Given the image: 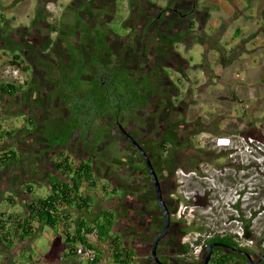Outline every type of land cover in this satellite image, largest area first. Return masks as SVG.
<instances>
[{
	"label": "rangeland",
	"instance_id": "rangeland-1",
	"mask_svg": "<svg viewBox=\"0 0 264 264\" xmlns=\"http://www.w3.org/2000/svg\"><path fill=\"white\" fill-rule=\"evenodd\" d=\"M48 2L66 4L68 7L63 10L64 12H59L52 3L47 21L44 23H42L44 19L40 17L43 15L42 12L38 11L35 14L39 16L38 18L33 16L30 19L23 14L25 11L23 5H18L11 12L0 8V39L1 43L6 44L5 48H0V79H3L2 70L11 57L10 50L6 48L17 44L25 46L22 57L29 67L28 76H30V83L23 92L14 97L0 96V117L13 118L6 123L14 125V121L17 127H21L16 134L14 144L21 151L20 163L25 169L29 163H36L37 168L34 169L32 179L37 183L46 184L45 176L53 171L54 161L60 158L61 152L70 155L75 161L92 156L101 182L117 189L122 185L121 182H127L130 199L121 200L115 196L112 198V204L117 208L120 203L119 205L123 207L126 205L127 208L137 212L142 208L144 219L139 225L137 224V229L140 230L143 242L147 240L146 243L149 245L150 234L152 235L153 230L162 223L152 181L148 174L139 170L144 166L143 160L137 151L127 145L117 127L111 126L113 120L110 116L96 118L87 134L81 135L79 132L72 134L70 141L63 147L49 149L46 142L48 126L58 117L69 114L68 109L62 106L57 98L60 91L58 82L60 69L78 73L81 88L86 89L96 69V66L91 65L95 53L93 33L97 29H102L111 49L108 56L110 66L123 64L133 69L146 70L151 84L157 85V97L151 99L149 103L154 102V105L159 106L167 104L168 113L163 114L168 115L170 125L181 124L183 138L179 141L178 128L169 126L165 133H160L162 127L150 119L149 124L157 125L147 131L142 141L153 155L154 161H159L156 159L163 156L161 158L163 162L155 165V169L164 181L166 203L174 212L170 238L183 234L182 236H185L183 241H194L198 234L190 230V224L192 222L199 224L201 218L207 221L206 225H202L203 227L210 226V229L220 232L229 229L238 235L243 231L240 225L243 226L239 220L230 217L243 214V219L250 228L263 226V217L253 218L250 213L264 201V196L254 191L260 183H264V64H258L259 72L253 75L246 86L238 90L235 99H231V93L222 87V83L246 82L249 80V74L241 62L238 67L230 69L224 75L219 74L220 58L217 59L211 53L206 60L216 74H219L217 75L221 81L217 82L215 77V82L209 85V92L212 94L203 91L201 94L191 93L183 96L188 79L180 70L178 60L172 63L169 60L178 56L182 65L190 64L189 78L193 75L205 77L199 64L204 58L208 41L211 40L210 46L221 45L223 51L226 49L232 51V54L236 53L228 47L231 44L224 38L219 37L214 40L220 34L221 27L214 30L217 31V35L209 34L212 27L208 28L205 32L209 35L206 40L196 39L187 46L184 37L181 36L186 30L184 27L186 23L183 24L182 19L168 9L175 4L174 0L171 2L170 0H50ZM251 10L254 21L258 18L257 9L251 6ZM154 11L157 12L156 15ZM11 14H13L12 18L2 21L3 17ZM54 21H57L56 30L52 28ZM177 21L182 23L179 25ZM251 23L250 21L248 26ZM263 23L264 21L257 27H263L261 26L264 25ZM238 24L242 25L240 22ZM231 32L232 37L235 34L233 30ZM245 43L249 49L252 39ZM189 57L190 62H187ZM245 57L247 53H243V58ZM164 78L171 84H165L162 81ZM172 84L176 86V90ZM170 92H173V95H170ZM153 113L145 112L146 118L147 115L153 117ZM29 116L34 118L35 124L33 127L27 126L29 128L27 130L22 128L24 122L26 124L23 117ZM136 123V127L132 129L134 130L132 134L135 136L138 126H150L140 117ZM194 123L204 124V127L211 128L212 132H198L194 128ZM252 123L259 127L263 138H248L236 132L249 128ZM216 130L221 132L216 134ZM166 137L171 142V150H168L167 154L162 153L166 150L156 145ZM219 137L229 139V144L217 145L216 139ZM189 144L194 147L200 158L201 173L188 171L178 163L180 152L185 151ZM208 152L213 154L209 156ZM121 159L133 166L122 165ZM108 179L112 181L108 182ZM40 184L34 189L46 194V187ZM4 187H7V184L0 179L2 195L5 194ZM19 188L23 191L20 196L27 197L23 184H20ZM233 204H238V208H234ZM133 214L135 215L134 212L131 213ZM116 215H120L117 210ZM118 218L114 231L125 229L128 238H136L137 235L132 232V228H135L134 224H129L127 217ZM57 233L61 236L65 235L64 230L60 228ZM207 234L209 233L202 232V237ZM55 237V232L44 226L32 242L17 243L19 248L15 253L6 256L5 264H29L26 262L29 259L45 262L43 256L49 252ZM240 242L245 243V240L240 239ZM102 248L108 253L105 247ZM105 257L108 258L107 254ZM1 258L0 264H2ZM109 259H111L110 253Z\"/></svg>",
	"mask_w": 264,
	"mask_h": 264
},
{
	"label": "trees",
	"instance_id": "trees-1",
	"mask_svg": "<svg viewBox=\"0 0 264 264\" xmlns=\"http://www.w3.org/2000/svg\"><path fill=\"white\" fill-rule=\"evenodd\" d=\"M19 1L13 0L12 4ZM36 1L41 7L50 0ZM40 12H43L42 8H40ZM34 17L38 18L39 16ZM45 18L47 19V17ZM4 20L3 17L2 21ZM56 22L54 21L52 26L53 30L57 28L55 26ZM222 26L220 25L221 28ZM190 27H193V25H189L188 29ZM93 35L95 53L92 56L91 65L96 66V69L90 77L88 87L86 89L81 88L78 73H73L72 70L60 69L58 79L60 91L57 98L62 106L68 109L69 114L58 117L48 126L46 142L49 149L65 146L70 141L72 134H78V132L81 135L87 134L91 129V123L96 118L110 116L113 120L111 126H116L115 121L121 123L126 118L129 119L135 109L145 107L151 98L150 94L155 88L150 84L151 80L146 70L133 69L123 64L110 66L108 56L111 49L105 32L102 29H97ZM199 37L200 41L208 38ZM1 41L0 39V48H5L6 44L1 43ZM210 43L211 40L206 44L204 58L199 64V67L204 70L207 68L206 54L210 48L214 47L222 54L221 45L210 46ZM24 48L25 46H22V44H17L6 49L10 50L11 56L8 59V64L21 65L20 68L26 73L29 71V67H27V63L22 57ZM70 50L72 49L70 48ZM60 68L63 67L60 66ZM24 78L22 82L0 79V96L14 97L23 92L30 83V76L25 74ZM172 86L176 90V86L173 84ZM110 89L113 90L112 95L109 93ZM121 96L129 98V102L121 101ZM231 99H235L234 94L231 95ZM10 119L13 118L0 117V179L7 184V187H4V189L6 188L5 194H0V257H2V264H5L6 256L17 251L19 248L17 243L32 242L43 226L49 227L55 234H57L59 228L63 229L65 235L57 234L53 239L49 252L43 256L46 263L29 259L26 261L29 264L30 262L32 264H71L70 261H65V259L75 257L76 243L84 244L96 251V258L91 264H97L105 254L102 247H105L107 252L110 250L113 262L128 264L133 259L131 246L124 245L121 233L115 232L114 229L118 216V219L121 216L127 217L128 223L135 226V228H132L133 234L137 235V226L140 221L137 219L140 215L139 211L127 208L126 205L123 207L119 205L120 203H118L117 208L113 206L112 198L117 196L122 200L124 196L116 187H109L108 184L99 180V174L90 157L75 161L70 155L61 152L60 158L54 161L53 171L45 176L46 184L37 183L36 180L32 179L34 169L37 168L36 163H29L26 169L20 163L21 151L16 148L14 139L21 127H17L14 121L15 126L12 123V126L6 123ZM23 121H26V124L24 122L22 128L27 130L29 129L27 126L33 127L35 124L34 118L31 116L23 117ZM193 125L198 132H212V129H206L204 124L194 123ZM177 132L180 135L178 140L181 141L183 133L179 129ZM219 132L221 131H215L216 134ZM236 132L248 138H263L259 127L253 123L249 128L236 130ZM158 147L166 151L171 150V142L167 137L163 138L159 141ZM212 154L211 152L207 153L209 156ZM178 163L186 167L188 171L201 173L199 170L200 158L191 144L187 146L185 151L180 152ZM139 170L146 173L145 166L139 168ZM20 184L25 187L27 197L20 196V193L23 192L19 188ZM38 184L46 187V194L37 192L34 189ZM254 191L264 196V183H260ZM233 207L238 208V204H233ZM116 210L120 215H116ZM129 212H134L135 215H131ZM250 215L253 218L263 217V220L264 201L256 209H253ZM196 216H198L197 213ZM230 218H235L242 224L243 227L240 225V228L243 229L241 237L229 229L220 232L210 229V226L203 227V224H207V221L203 218H201L202 221L199 224L192 222L190 230L197 234L208 232V241L210 239L220 240L238 247L241 243L240 239L251 240L254 242L255 248L264 253V249H261V243L264 241V225L250 228L246 225L243 214ZM92 227L97 230L98 243L96 245L87 241L81 233L82 228L85 232H88ZM122 232H125V229H122ZM133 238L135 239V237ZM60 245H64L68 250L63 253L62 257H58ZM71 261L75 262V258Z\"/></svg>",
	"mask_w": 264,
	"mask_h": 264
},
{
	"label": "crops",
	"instance_id": "crops-1",
	"mask_svg": "<svg viewBox=\"0 0 264 264\" xmlns=\"http://www.w3.org/2000/svg\"><path fill=\"white\" fill-rule=\"evenodd\" d=\"M175 4L170 6L172 8H168L170 11L176 13V16H179L182 19L183 24H185L186 30L181 35L185 40V44L189 46L193 40H199V36H204L205 38L209 36L206 34V30L210 27L212 29L209 30V34L213 33L217 35V28H220V25L223 27L220 30L218 36L215 37L214 40L218 39L219 37L224 38L226 42H229L231 45H228L231 50H235L236 53L232 54V51H228L226 49H222V54L218 52L214 47L210 48L206 54V59L210 56L211 53L219 60L220 65V72L219 74L224 75L230 69L238 67L240 62L245 66L248 74L249 80L246 82H231V81H224L222 83V87L226 88L232 95H237L239 89H241L245 84H248L250 80H252L253 75L259 72L258 66L259 63L262 65L264 64V25L263 27H257L260 25L259 23L264 21V0H174ZM13 0H0V8L7 12H11L15 7L25 6V11L23 12L24 15L27 17L29 16L30 19L35 16V14L40 11L42 8L43 15L40 16L44 19V17H48L51 9L50 5L53 3L56 10L59 12H64L63 10L68 7L66 4H56L54 2L46 3L44 6H39L36 0H20L19 2L12 4ZM171 2V0H170ZM255 3V4H254ZM251 6L256 7V12L258 14V18L256 20H252L253 11L251 10ZM148 8V6H146ZM152 7V6H151ZM154 8V7H152ZM146 9V8H145ZM149 9V8H148ZM158 10V9H157ZM56 12V11H55ZM155 15L157 12H153ZM13 17V14L10 16H5V19H10ZM261 17V18H259ZM46 19V18H45ZM44 19V20H45ZM47 21V19H46ZM179 21V20H178ZM176 22L180 25L182 22ZM252 22L250 26L248 23ZM242 25H239L238 23ZM193 27H189V25ZM264 24V23H263ZM233 30L232 37L230 34ZM260 30V31H259ZM215 32V33H214ZM212 35V34H211ZM213 38V37H212ZM252 39V45L249 49L246 47L245 41ZM218 46V45H217ZM243 53H247V57L243 58ZM249 54V55H248ZM178 57V56H177ZM174 57V59H170L171 63L174 60H178L180 64L182 73L187 77L188 82L186 84V88L184 86V93L183 96L201 94L203 91L204 93L212 94L209 92V85L214 83V78L216 77L217 82H220L221 79L219 78V74L217 75L216 72L209 66L208 60H206L207 68L203 70L205 77H199L197 75H193L189 78L190 73V64L184 63L181 64L179 58ZM190 57L187 62H190ZM218 62V60H217ZM175 67V66H174ZM217 75V76H216ZM246 86V85H245ZM222 92V91H221ZM219 92V93H221ZM215 94V92H214ZM220 96V95H218ZM226 102V99H225ZM221 106V104H220ZM225 104L222 105L224 107ZM15 126V125H14ZM44 227V226H43ZM42 227V228H43ZM47 227V226H46ZM41 228V229H42ZM49 228V227H48ZM40 229V231H41ZM50 229V228H49ZM51 230V229H50ZM59 234V233H57ZM56 234V235H57ZM60 252L58 257H62L64 251V245H60ZM60 259V258H59ZM74 259V258H73ZM70 257H67L65 261H70L71 264H89L86 262L76 263L72 262ZM33 261V260H32ZM67 263V262H65ZM32 264V262L30 263Z\"/></svg>",
	"mask_w": 264,
	"mask_h": 264
},
{
	"label": "flooded vegetation",
	"instance_id": "flooded-vegetation-1",
	"mask_svg": "<svg viewBox=\"0 0 264 264\" xmlns=\"http://www.w3.org/2000/svg\"><path fill=\"white\" fill-rule=\"evenodd\" d=\"M108 45H109V43H108ZM94 46H95V44H93V47ZM109 47H110V45H109ZM100 79H102V77H100ZM162 81L167 85L171 84L165 78L162 79ZM151 85H153V84H151ZM153 86L155 88H154L153 92L150 94L151 95L150 100L155 99L157 97V93H156L157 85L156 86L153 85ZM112 91L113 90L110 89L109 93L111 94ZM170 95H173V92H170ZM120 100L125 102V103L129 102V98L122 97V96L120 97ZM168 107L169 106H167V104L163 105V106H159L156 104L154 105V102H151V103L148 102L145 105V107H143V108L140 107L138 110L135 109L134 113L132 114V117H130L129 119L126 118V120H123L121 123L119 121H115L117 129H118V131H120L123 139L127 142V145L131 146L140 155L141 159L143 160L145 169H146V164H145L144 158L142 157L141 153L137 150V148L133 145V143L128 139V137L126 136V133L128 135H130L141 146V148L145 151V153L149 157V159H150V161H151V163L155 169V165L163 162V161H161V158L163 156H161V158L156 159L159 161H154L153 155L150 153L148 148H146V145H144V142L142 143V141H143L144 137H146L147 131L152 129L153 126L157 125L154 123L149 124L148 121L150 119L152 120V122L159 123L160 127H162V128H160V133H165L167 131V127H169V126L176 127L179 130H181L180 129L181 124L176 125L175 123H172V125H170L171 123H169V121H168L169 120L168 115L166 116L165 114H163V113H168V112H166L168 110ZM159 109H160V111H159ZM151 111L154 112L153 117L151 115H150L151 117L147 115V118H146L145 112H147L149 114ZM158 111H159V113H158ZM138 117H140L143 120L145 119L147 121V124H149L150 126H147V127L138 126L137 136H135L134 134H132V131H134L132 129L134 127H136V124H137L136 122L138 120ZM122 124H124V126ZM121 127L124 129V131L126 133L124 131H122ZM126 128H128L129 130ZM143 132H144V134H143ZM158 143L156 144L157 146H158ZM162 153L167 154L168 151L167 152L165 151ZM87 158H89V157H87ZM87 158H84V159H87ZM90 158H92V160H93L92 156ZM121 163L124 166H129V167L133 166V165L129 164L128 162L124 161L123 159H121ZM155 171H156L157 176L159 178L163 198L165 200L166 196H165L164 191H163L164 181L158 175L157 169H155ZM145 174H147V173H145ZM107 181L111 182L112 180L108 179ZM120 184H122V185L121 186L119 185L118 190L121 193V195L124 196L123 200H127V199L129 200L130 195L127 193V189H128L126 187L128 185L127 182H121ZM152 189H153V185H152ZM153 193H154V189H153ZM132 199L133 198H131V200ZM155 200H156V198H155ZM165 202H166V200H165ZM156 203H157V201H156ZM167 206H168V210L170 213V226H169V229H168L166 235L159 240L157 247H156V254H155V257L157 258V260L160 261L162 264H264V253L261 250L258 251L255 248L254 244L248 243L244 246L240 245L238 247V246H235L233 243H232L233 245H229L226 242H223L220 240H211L210 239L208 241L209 238L207 239V237H209V235L202 237V233H199L194 238V241H192V242L183 241V238L185 237V236H182L183 234H177V235H174L173 238H170V234L172 233L171 228H172V225L174 223L173 222L174 212L170 209L168 204H167ZM159 210H160L159 212L161 213V217H162V223H161V225H159L158 227H156L153 230L152 235L150 234L149 245L146 243L147 240L143 242V239H141L140 230H138V234H137V237L135 239L134 238L131 239L130 236H129L130 238H128V234L126 231L125 232H122V231L117 232V233H121L123 244L131 246L130 249L133 252V259L128 264H157L156 261H154V258L151 254V246H152V243H153L155 236L159 233V231L162 228V224H163V214H162L160 207H159ZM139 213H140V215L137 217V219L140 220L139 223H141L144 219L143 214H142L143 213L142 208H139ZM133 241H135V242L133 243ZM209 245H212V247L210 249H208ZM64 251L67 252L68 250L64 249ZM109 251H108V253H105L101 257V259L99 260V262L97 264H123L120 262H113L112 258L109 259V253L111 256V252H109ZM106 254H107L108 258L105 257ZM73 258L74 257H72L71 259H73Z\"/></svg>",
	"mask_w": 264,
	"mask_h": 264
},
{
	"label": "built area",
	"instance_id": "built-area-1",
	"mask_svg": "<svg viewBox=\"0 0 264 264\" xmlns=\"http://www.w3.org/2000/svg\"><path fill=\"white\" fill-rule=\"evenodd\" d=\"M18 65H7L2 70V78L5 80H14L17 82H22L25 78V73L22 71ZM217 145H227L229 144V139H224L222 137H219L216 139ZM82 235L87 239V241L91 242L92 244L97 243V230L92 227V229L88 232H85V230L82 228L81 230ZM239 236L241 237V233H239ZM253 244L254 242L251 240H245V243H240V245L244 246L246 244ZM261 249H264V241L261 243ZM75 255L79 257L81 260H84L85 262H93L96 258V251L90 247H87L84 244H75L74 249Z\"/></svg>",
	"mask_w": 264,
	"mask_h": 264
},
{
	"label": "water",
	"instance_id": "water-1",
	"mask_svg": "<svg viewBox=\"0 0 264 264\" xmlns=\"http://www.w3.org/2000/svg\"><path fill=\"white\" fill-rule=\"evenodd\" d=\"M122 131H124V129L121 127ZM125 132V131H124ZM126 133V132H125ZM126 136L128 137V139L133 143V145L137 148V150L141 153L142 157L145 160V164H146V173L149 175L151 181H152V185H153V189H154V195L156 198V201L158 203V206L160 207L162 214H163V224H162V228L159 231V233L155 236L152 246H151V254L154 258V261H156L157 264H162L160 261L157 260V258L155 257L156 254V247L157 244L159 242V240L164 237L169 229L170 226V213L168 210V206L163 198V194H162V189H161V184L159 181V178L157 176V173L149 159V157L147 156V154L145 153V151L141 148V146L130 136L126 133ZM212 247V245L208 246V249H210Z\"/></svg>",
	"mask_w": 264,
	"mask_h": 264
},
{
	"label": "clouds",
	"instance_id": "clouds-1",
	"mask_svg": "<svg viewBox=\"0 0 264 264\" xmlns=\"http://www.w3.org/2000/svg\"><path fill=\"white\" fill-rule=\"evenodd\" d=\"M7 65H10V64H7ZM7 65H6V66H7ZM25 74H26V76H27V75H28V72H26ZM227 145H228V144H227ZM97 243H98V242H97ZM97 243H95V245H96ZM64 249H66V248L64 247ZM74 258H75V260H76V263L85 262L84 260H81V259H80L79 257H77L76 255H75ZM80 261H81V262H80ZM86 263H90V262H86ZM91 263H93V262H91ZM91 263H90V264H91Z\"/></svg>",
	"mask_w": 264,
	"mask_h": 264
}]
</instances>
